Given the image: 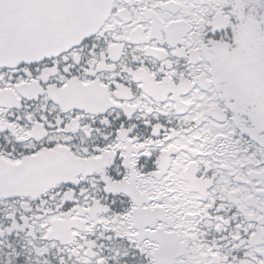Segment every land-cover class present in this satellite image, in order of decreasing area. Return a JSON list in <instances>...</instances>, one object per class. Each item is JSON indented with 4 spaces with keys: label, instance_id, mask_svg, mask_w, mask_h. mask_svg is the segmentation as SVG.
Wrapping results in <instances>:
<instances>
[{
    "label": "snow or ice",
    "instance_id": "obj_1",
    "mask_svg": "<svg viewBox=\"0 0 264 264\" xmlns=\"http://www.w3.org/2000/svg\"><path fill=\"white\" fill-rule=\"evenodd\" d=\"M0 264H264V0H0Z\"/></svg>",
    "mask_w": 264,
    "mask_h": 264
}]
</instances>
